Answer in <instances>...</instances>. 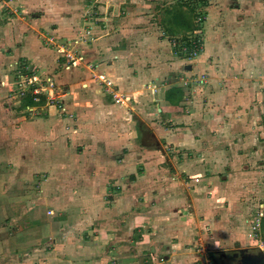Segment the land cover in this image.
<instances>
[{
  "label": "rangeland",
  "instance_id": "rangeland-1",
  "mask_svg": "<svg viewBox=\"0 0 264 264\" xmlns=\"http://www.w3.org/2000/svg\"><path fill=\"white\" fill-rule=\"evenodd\" d=\"M131 1L0 0V105L22 118L27 111L18 107L35 89L38 103L49 86L56 97L69 94L65 74L81 80L87 70L109 80L108 67L98 66L128 60L138 40L152 36L163 51L140 61L164 67L165 97L177 88L175 99L192 101L185 107L195 113V130L176 148L165 133L140 131L142 148L161 149L151 167L159 180L121 182L115 207H100L106 215L90 232L94 244L84 245L91 263L170 264L189 252L184 264H229L234 251L264 252V0H206L191 10L198 14L192 31L166 13L178 0H148L138 20ZM202 129V140H193ZM190 156L202 164L178 172Z\"/></svg>",
  "mask_w": 264,
  "mask_h": 264
},
{
  "label": "crops",
  "instance_id": "crops-1",
  "mask_svg": "<svg viewBox=\"0 0 264 264\" xmlns=\"http://www.w3.org/2000/svg\"><path fill=\"white\" fill-rule=\"evenodd\" d=\"M131 3L127 8L141 15L134 18H143L141 10L148 0ZM143 36L136 43L135 56L113 61L112 66H98L108 67L104 73L114 87L82 70L81 80L63 76L72 93L50 101L48 93L55 89L49 86L41 103L18 107L27 111L22 118L14 114L17 110L0 105V264H95V260L91 263L95 255L84 245L94 244L90 232L99 217L106 215L100 207L108 211L115 207L121 182L159 180L151 167L162 161L161 149L156 153L142 148L140 131L154 138L157 132L165 133L175 148L190 138L195 113L186 112L185 105L192 101L184 97L172 104L166 99V86L159 87V71L164 67L140 61L150 60L145 55H156L153 51L158 47L163 51V46L152 36ZM209 49L219 51L218 47ZM191 66V70L197 68ZM111 91L120 92L125 102L117 101ZM215 96L222 99L220 94ZM204 132H197L193 140L201 141L197 135ZM196 158L181 160L177 171L198 165ZM108 191L111 198L106 196ZM209 201L205 209L212 207ZM177 255L170 264H184L190 253Z\"/></svg>",
  "mask_w": 264,
  "mask_h": 264
},
{
  "label": "trees",
  "instance_id": "trees-1",
  "mask_svg": "<svg viewBox=\"0 0 264 264\" xmlns=\"http://www.w3.org/2000/svg\"><path fill=\"white\" fill-rule=\"evenodd\" d=\"M205 2L206 0H178L175 4H173V8L167 9L166 13L168 15H172V19H173L175 27L180 28L182 27V25L187 23V26L186 28H184V31H192L193 30L192 22L195 21L198 14L197 13L194 14L191 10L194 11L197 5H200L202 3L204 4ZM176 89L172 88L166 94V99L172 104H175L176 101L178 102L182 100V99L177 100L174 98L173 93H176L175 91ZM178 91H181V90H178ZM25 97L30 100L28 104L36 102L34 101V96L29 93L26 94Z\"/></svg>",
  "mask_w": 264,
  "mask_h": 264
},
{
  "label": "built area",
  "instance_id": "built-area-1",
  "mask_svg": "<svg viewBox=\"0 0 264 264\" xmlns=\"http://www.w3.org/2000/svg\"><path fill=\"white\" fill-rule=\"evenodd\" d=\"M96 79L101 84H104V85L108 86L109 88L114 87L113 84H112V82H111V80L110 79L108 80V78L106 79L104 75H98V76L96 75ZM51 88H53V87L51 86ZM46 90H48V89L47 88L46 89L44 88V93H46ZM41 91L42 90H40V89H35L34 94H33L34 101L39 102L41 100V96H40L41 95L40 94ZM54 93H55V90L52 91V92H50V93H48V96L50 97V99H49L50 101H53V99H55V94ZM111 93L114 95V98L117 101H119L120 103H124L125 102L124 97L122 96V94L120 92L111 91Z\"/></svg>",
  "mask_w": 264,
  "mask_h": 264
},
{
  "label": "flooded vegetation",
  "instance_id": "flooded-vegetation-1",
  "mask_svg": "<svg viewBox=\"0 0 264 264\" xmlns=\"http://www.w3.org/2000/svg\"><path fill=\"white\" fill-rule=\"evenodd\" d=\"M248 248L240 249L237 251L232 252V262L229 264H252V261L249 259L250 255H257V252H253V250H245ZM256 264H264V259L256 262Z\"/></svg>",
  "mask_w": 264,
  "mask_h": 264
},
{
  "label": "water",
  "instance_id": "water-1",
  "mask_svg": "<svg viewBox=\"0 0 264 264\" xmlns=\"http://www.w3.org/2000/svg\"><path fill=\"white\" fill-rule=\"evenodd\" d=\"M186 69L187 70H191L192 69V66L191 65H188V66H186ZM245 250L247 251V250H250V249H245ZM249 259L252 261V264H256V262L264 259V252L258 251V254L257 255H254V256L253 255H250L249 256Z\"/></svg>",
  "mask_w": 264,
  "mask_h": 264
}]
</instances>
